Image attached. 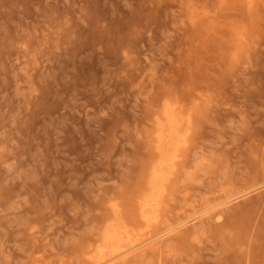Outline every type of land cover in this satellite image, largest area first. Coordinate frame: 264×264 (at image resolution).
Here are the masks:
<instances>
[{
  "label": "rangeland",
  "instance_id": "374dc122",
  "mask_svg": "<svg viewBox=\"0 0 264 264\" xmlns=\"http://www.w3.org/2000/svg\"><path fill=\"white\" fill-rule=\"evenodd\" d=\"M165 107L189 141L146 221ZM262 156L264 0H0V264H98L111 224L138 243L223 200L119 264H221L231 217L229 263L264 264Z\"/></svg>",
  "mask_w": 264,
  "mask_h": 264
},
{
  "label": "bare ground",
  "instance_id": "6f19581e",
  "mask_svg": "<svg viewBox=\"0 0 264 264\" xmlns=\"http://www.w3.org/2000/svg\"><path fill=\"white\" fill-rule=\"evenodd\" d=\"M162 115V119L159 120L157 124L158 144L156 145V148L160 154V158L156 163L152 165L151 170L149 171V174L145 179V188L143 189V191H145V194L140 205V216L146 221H149L152 212H154V209L158 203L160 193H162L164 183L167 179L169 169L174 165V158L178 157L177 154L179 151V142L182 141V143H184V141H189L188 136L185 138L182 135L183 126L181 125V122L183 121L184 115L180 116L177 112V109L172 107H165ZM262 157L264 159V156ZM252 169L255 172H261L262 174H264V168L262 169V171L256 170L255 167H252ZM257 180L259 181L258 178ZM222 202H224V200L215 202L201 210H198L191 216H187L182 220L166 226L164 229L157 232L153 236L138 243H135L136 239L134 238V233H131L127 226H122L119 223L111 224L110 226H108L106 231L103 232V235L101 236V244H99L98 250L102 253L109 252L112 255L102 261L98 260L100 261L98 264H119V257L126 256L129 252L141 247L142 244L154 237L164 238L173 230H175V228H178L179 226L184 225L189 221L198 219L210 210L220 206ZM239 219L241 220V218ZM239 219L233 217L227 219L226 227L231 220L240 221ZM234 221H232V223L228 226L230 228L228 229L230 232L229 242L222 243L219 248L220 254L217 257V260L221 264H230V253H234L233 251L230 252L231 244H233V246H242V243L240 241L244 234V222L237 224ZM232 234H234L236 238L231 237ZM221 236H223V234H221ZM185 238L186 237H182L178 241L184 240ZM125 244H131L132 246L121 250L124 247L123 245ZM255 258L264 260V256H261L260 254H257ZM97 259H99V257H97Z\"/></svg>",
  "mask_w": 264,
  "mask_h": 264
}]
</instances>
